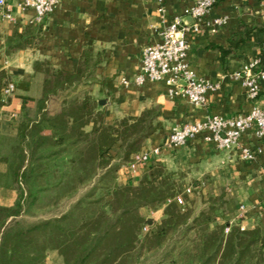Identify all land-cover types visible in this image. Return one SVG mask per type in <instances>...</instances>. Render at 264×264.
<instances>
[{"label": "crops", "instance_id": "crops-1", "mask_svg": "<svg viewBox=\"0 0 264 264\" xmlns=\"http://www.w3.org/2000/svg\"><path fill=\"white\" fill-rule=\"evenodd\" d=\"M6 1L11 6L13 20L0 16L1 42L27 26L35 28L36 32L25 38L20 49L10 54L0 51V68L16 79V92L8 104H4L0 95L1 134H16L23 120L20 96L32 97L34 106L41 96L43 73L34 70L35 62L70 72L84 68L88 62L92 64L93 75L88 81L77 84L74 90L82 91L81 101L101 110L106 122L139 116L149 108L160 112L157 120L161 127L141 147H160L159 153L151 155L149 161L136 170L119 169L115 182L109 187L136 185L143 177L150 178L152 168L157 166L182 170L199 188L196 194L203 189L209 195L225 198L223 221L245 229L264 224V144L254 134L255 126L249 127L239 138L240 146L254 151L253 160L241 159L238 149L223 151L200 137L178 148L162 146L175 124L202 121L212 114L237 116L247 113L254 105L264 107V80L258 96L250 99L242 79L237 76L241 65L256 57L261 59L264 68V0H215L202 18L199 30L187 34V62L198 76L217 85L206 94L203 103L197 104L180 96L169 97L167 86L161 81L142 86L119 84L121 77L132 79L138 73L142 47L160 41V31L175 16H181L185 23L193 21L183 15L190 0H164L163 15L157 11L155 0H56L40 25L32 22L33 10L18 6L19 0ZM216 17H225L226 22L207 24ZM241 24L255 28L233 52L223 55L222 49L228 48L232 34L241 31ZM33 86L37 87L35 96L30 94ZM11 112L16 116L15 124L10 126L4 119ZM90 128L89 124L84 130ZM116 147L110 150L111 156ZM3 171L5 165L0 163V172ZM106 190L99 188L98 192L103 195ZM241 204L246 210L240 209ZM163 207L160 205L155 210L160 211V217ZM146 218L153 226L155 218L149 215Z\"/></svg>", "mask_w": 264, "mask_h": 264}, {"label": "trees", "instance_id": "trees-1", "mask_svg": "<svg viewBox=\"0 0 264 264\" xmlns=\"http://www.w3.org/2000/svg\"><path fill=\"white\" fill-rule=\"evenodd\" d=\"M241 27L229 38L223 55L233 52L255 28L246 24ZM35 32V28L27 26L6 36L0 40V51L10 54L20 49L25 38ZM33 67L43 73L41 96L35 100L33 114L29 113L27 103L34 99L20 96L23 120L16 135L0 134V161L6 164L0 180L13 181L18 191L12 205H0V264H47L44 254L49 247L59 251L64 264H118L138 239L142 221L138 210L143 207L164 205L165 218L150 234L157 243L166 235L167 228L179 224L185 225L186 230L208 227L210 215L200 211L189 218V214L181 212L174 199V187L167 179L156 184L161 168H152L150 178L143 177L136 185L120 187L114 199L116 207L105 216H76L78 209L92 204L85 198L59 216L20 220L22 212L32 208L47 192L63 187L76 190L101 169L104 175L100 180L106 175L112 177L120 163L111 164L114 158L109 156L110 150L117 145L116 160L125 161L161 127L156 108L110 123L104 120L101 110L87 107L77 98L64 99L59 109L49 108V101L92 77V64L87 62L74 72L51 69L37 62ZM4 78L5 71L0 68V89ZM89 124L90 130L85 131ZM5 147L7 151L3 153ZM71 150L75 151L73 156L69 154ZM181 216L183 219L179 220ZM145 222L149 224V220ZM198 251L197 264H264V224L241 230L238 224L224 221L201 238Z\"/></svg>", "mask_w": 264, "mask_h": 264}, {"label": "built area", "instance_id": "built-area-1", "mask_svg": "<svg viewBox=\"0 0 264 264\" xmlns=\"http://www.w3.org/2000/svg\"><path fill=\"white\" fill-rule=\"evenodd\" d=\"M155 1L157 11L163 15L165 12L164 0ZM55 3L56 0H19L18 6L22 9L33 10L32 22L42 23L52 11ZM214 4L215 0H190V4L183 9V15L190 16L193 21L185 23L181 16H175L160 31V41L142 47L138 73L132 79L121 77L119 84L142 86L146 83L161 81L166 84L169 97L180 96L193 104L203 103L206 94L209 91H214L217 85L198 76L187 62V34L199 30L202 18L209 13ZM262 14L264 16V3L262 4ZM0 16L13 20L11 6L6 0H0ZM225 22V17H216L207 24L222 25ZM260 63L259 57L253 58L242 64L237 72L250 99H255L258 96L260 83L264 80V68ZM15 89L13 81L3 80L0 95L4 103L13 95ZM10 116L14 118L15 112H11ZM251 126H255L254 134L264 144V107L254 105L247 113L237 116L212 114L202 121L175 124L163 140L162 146L178 148L186 142L200 137L204 142L213 144L223 151L230 152L238 149L241 159L253 160L254 151L239 144V138ZM159 151L160 147L141 149L130 157L125 168L136 170L146 164L151 155H156ZM262 170L264 172V164ZM186 191L188 192L189 189ZM174 199L176 202H182L180 195L175 196ZM240 209L246 210L245 205L241 204ZM147 226L149 224L146 223L142 229L147 230ZM240 229L244 230L245 228L240 225Z\"/></svg>", "mask_w": 264, "mask_h": 264}, {"label": "rangeland", "instance_id": "rangeland-1", "mask_svg": "<svg viewBox=\"0 0 264 264\" xmlns=\"http://www.w3.org/2000/svg\"><path fill=\"white\" fill-rule=\"evenodd\" d=\"M4 79H9L16 85V79L14 76H9L5 73ZM36 90L37 87L33 86L30 94L35 96ZM14 94L15 93H13V95ZM81 94L82 91H75L74 87H72L59 97L49 101L48 107L59 109L62 107V101L68 98H77L85 106L91 107L89 102L81 101L79 98ZM33 104V100L27 103L30 114H32V110L35 108ZM4 120L5 123L10 126L15 124V119L9 115L8 118L6 117ZM12 130H14L13 127ZM1 135L14 137L16 134ZM6 145H9L8 140L6 141ZM6 147L4 150L2 148L3 153L7 151ZM114 150L117 152V147L114 148ZM69 152V154L73 156L75 151L71 150ZM116 152H114V156H111V152H109V156L114 158L111 161V164L120 163L112 177L111 175H106L104 179L100 180L104 175V170H97L91 179L82 183L76 190L71 191L63 187L59 190L47 192L32 208L28 210L26 208L18 218L22 221H37L53 216H59L63 212L69 210L78 200L85 198L92 201V204L87 205V207L84 206L82 210L78 209L76 211V216H89L92 213L100 214L102 216L109 214L116 207L114 199L116 198L117 190L122 187V185L109 186L115 182L117 171L119 169H122L123 171L126 169L125 165L131 157L130 156L125 161L120 162L118 159L116 160ZM0 163L5 165L6 170V164L2 161H0ZM155 168L162 169L161 174L158 175V178L156 179V184L163 179H167L169 185H173L174 187L173 191L175 192V196L180 195L182 202H177V204L181 209V212H186L187 215L189 214V218H191L202 211L210 215L212 220L209 222L208 227H205L204 225L202 228L196 227L194 229L186 230L185 225L179 224L175 228H167L166 235L159 243H157L150 237V234L156 230V227L165 217L163 213L160 217V211L155 212L159 206L140 208L138 211L142 221L137 231L138 239L134 247L131 249V252L124 256L118 264H197L199 258L198 249L200 248L201 238H206L210 230L224 222L222 214L225 208V198L223 196L215 197L209 195L208 192L203 189L200 190L199 194H196L195 192L196 190H199V188L182 170H169L162 166H157ZM56 176H58V174ZM0 183V205L10 206L18 196L16 184L9 179L0 180ZM99 188H105L107 190L104 191V194L102 195L101 191L98 192ZM187 189H189L188 192L186 191ZM112 193L114 196L110 195ZM148 215L150 218H155V222L153 226L149 225L147 226V230H143L142 227L146 224L145 220H147L146 217ZM178 219L182 220L183 217L181 216ZM44 262L47 264H64L63 257L59 251L51 247L45 251Z\"/></svg>", "mask_w": 264, "mask_h": 264}]
</instances>
